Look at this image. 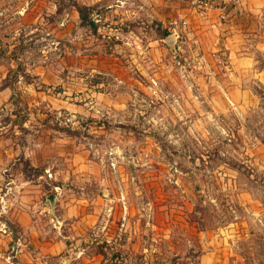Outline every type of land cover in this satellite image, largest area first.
Here are the masks:
<instances>
[{
    "label": "rangeland",
    "instance_id": "rangeland-1",
    "mask_svg": "<svg viewBox=\"0 0 264 264\" xmlns=\"http://www.w3.org/2000/svg\"><path fill=\"white\" fill-rule=\"evenodd\" d=\"M115 3L0 0L4 183L43 175L95 189L117 225L126 205L122 245L105 250L116 264H264V163L253 155L264 110L209 114L176 64L145 61L156 32L96 21ZM3 192L0 264H18L25 241L15 194Z\"/></svg>",
    "mask_w": 264,
    "mask_h": 264
},
{
    "label": "crops",
    "instance_id": "crops-1",
    "mask_svg": "<svg viewBox=\"0 0 264 264\" xmlns=\"http://www.w3.org/2000/svg\"><path fill=\"white\" fill-rule=\"evenodd\" d=\"M114 1L110 5L114 14L109 18L104 13L96 21L109 19L115 32L123 29L122 23L130 33L138 25L156 32L157 37L144 45L145 61L167 71L171 61L176 64L193 97L207 103L209 114L233 112L240 118L245 112L264 110V0H243L241 11L222 0H211L205 11L179 0ZM133 2L137 7L128 6ZM173 18L180 21L179 39L169 30ZM253 155L264 163V140H255ZM5 171L0 167V184L15 194L12 223L25 241L18 264H102L107 244L122 245L117 237L128 224L126 205L120 208L118 226L114 206L107 203L109 199L101 200L100 191L65 187L43 175H38L37 183L30 176L4 183ZM4 194L0 193L3 211L8 204ZM49 194H54L53 207Z\"/></svg>",
    "mask_w": 264,
    "mask_h": 264
},
{
    "label": "built area",
    "instance_id": "built-area-1",
    "mask_svg": "<svg viewBox=\"0 0 264 264\" xmlns=\"http://www.w3.org/2000/svg\"><path fill=\"white\" fill-rule=\"evenodd\" d=\"M180 2L186 4L189 7L198 8L201 11H205L207 6L210 4L211 0H179ZM225 3L232 4L236 6L238 11H241V5L243 0H222ZM220 17L225 18L224 14H222ZM179 19L173 18L169 22V30L171 33L175 36V38H180V32L182 31L179 26ZM186 21L184 19L181 20V24H185ZM202 63L205 62L204 59L201 60ZM117 260H110V261H104L102 264H116Z\"/></svg>",
    "mask_w": 264,
    "mask_h": 264
},
{
    "label": "trees",
    "instance_id": "trees-1",
    "mask_svg": "<svg viewBox=\"0 0 264 264\" xmlns=\"http://www.w3.org/2000/svg\"><path fill=\"white\" fill-rule=\"evenodd\" d=\"M85 10H87V8L84 7V6H82V7L78 6L77 7L78 15H79L81 21L82 22H87L88 24H90L92 26H95V24L90 19H88L87 13L85 12ZM101 251H103L102 248H101ZM104 253H105V251H104ZM111 259L117 260L118 258L117 257L116 258H106V261H110Z\"/></svg>",
    "mask_w": 264,
    "mask_h": 264
},
{
    "label": "water",
    "instance_id": "water-1",
    "mask_svg": "<svg viewBox=\"0 0 264 264\" xmlns=\"http://www.w3.org/2000/svg\"><path fill=\"white\" fill-rule=\"evenodd\" d=\"M47 200L50 204L51 207H53V203H54V194H49L47 197Z\"/></svg>",
    "mask_w": 264,
    "mask_h": 264
}]
</instances>
